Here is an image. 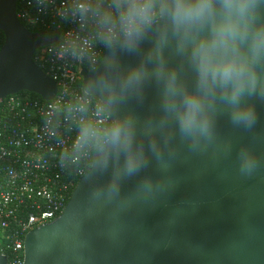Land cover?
Segmentation results:
<instances>
[{"label":"clouds","instance_id":"obj_1","mask_svg":"<svg viewBox=\"0 0 264 264\" xmlns=\"http://www.w3.org/2000/svg\"><path fill=\"white\" fill-rule=\"evenodd\" d=\"M54 8L62 23L74 22L54 47L63 62L87 66L71 92L45 105L44 131L61 141V167L83 175L88 212L111 208L108 236L118 238L120 216L140 202L154 204L173 191L171 175L182 149L196 156L233 155L219 124L260 138L264 105V0H35ZM100 50V51H98ZM101 51L104 55H101ZM150 92L154 93L149 100ZM149 105L146 109L145 106ZM237 173L252 178L264 155L250 143L235 150ZM155 161L161 175L145 176L121 197V183ZM109 176L104 183L98 178ZM77 223L79 206L75 210ZM175 223V216L169 225Z\"/></svg>","mask_w":264,"mask_h":264},{"label":"water","instance_id":"obj_2","mask_svg":"<svg viewBox=\"0 0 264 264\" xmlns=\"http://www.w3.org/2000/svg\"><path fill=\"white\" fill-rule=\"evenodd\" d=\"M18 0H0V100L21 92L51 102L57 83L34 62L35 52L59 41L60 32H31L17 17ZM81 72L82 80L89 76ZM154 93L150 92L151 101ZM149 105L145 106V109ZM258 140L222 120V138L233 140V155L196 156L182 149L171 175L176 188L154 204L140 202L120 216L118 238L108 236L111 208L88 212L89 187L82 177L63 214L31 231L25 264H264V167L252 178L237 173L235 150L250 143L264 155V105ZM161 175L155 161L121 183V197L133 195L143 177ZM108 175L98 178L104 183ZM79 206L78 226L76 208ZM175 216V223L169 220ZM0 264H8L5 257Z\"/></svg>","mask_w":264,"mask_h":264},{"label":"built area","instance_id":"obj_3","mask_svg":"<svg viewBox=\"0 0 264 264\" xmlns=\"http://www.w3.org/2000/svg\"><path fill=\"white\" fill-rule=\"evenodd\" d=\"M55 3L59 6L61 0ZM17 17L27 29L60 32L59 41L77 27L74 22L59 21L54 8L38 11L35 0H18ZM58 42L38 49L33 57L57 83V96L74 90L82 81L81 72L90 71L87 66L59 60L53 53ZM4 43L0 32V53ZM47 103L18 94L0 100V258L5 257L8 264H25L27 235L63 214L84 177L58 163L61 141L71 143L76 133L67 125L61 126L59 137L45 133L42 113Z\"/></svg>","mask_w":264,"mask_h":264},{"label":"trees","instance_id":"obj_4","mask_svg":"<svg viewBox=\"0 0 264 264\" xmlns=\"http://www.w3.org/2000/svg\"><path fill=\"white\" fill-rule=\"evenodd\" d=\"M29 30H30L31 32H36V33H37V32H42V30L39 29V28L33 29V28H30V27H29ZM18 95L28 96V97L33 98V99H40V97L37 96L36 94L29 93V92H21V93H18Z\"/></svg>","mask_w":264,"mask_h":264}]
</instances>
